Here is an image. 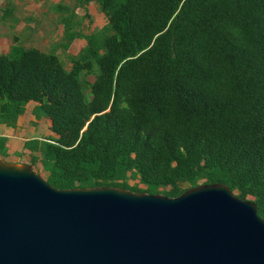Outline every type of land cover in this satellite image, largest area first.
<instances>
[{
    "label": "trees",
    "instance_id": "16d2710c",
    "mask_svg": "<svg viewBox=\"0 0 264 264\" xmlns=\"http://www.w3.org/2000/svg\"><path fill=\"white\" fill-rule=\"evenodd\" d=\"M92 1L107 20L102 38L62 17L63 49L87 42L69 69L58 48L18 37L0 53V123L14 126L29 102L39 104L57 135L40 147L56 189L176 198L220 183L254 201L264 219V0L77 4Z\"/></svg>",
    "mask_w": 264,
    "mask_h": 264
},
{
    "label": "water",
    "instance_id": "95a60500",
    "mask_svg": "<svg viewBox=\"0 0 264 264\" xmlns=\"http://www.w3.org/2000/svg\"><path fill=\"white\" fill-rule=\"evenodd\" d=\"M0 264H264V219L220 183L59 190L0 159Z\"/></svg>",
    "mask_w": 264,
    "mask_h": 264
},
{
    "label": "rangeland",
    "instance_id": "374dc122",
    "mask_svg": "<svg viewBox=\"0 0 264 264\" xmlns=\"http://www.w3.org/2000/svg\"><path fill=\"white\" fill-rule=\"evenodd\" d=\"M5 9H10L12 13L4 18ZM64 16L72 19V28L77 33L85 37L102 38V28L107 24V20L94 1L84 8L78 6L77 0H0V53L10 49L16 36L25 46H34L46 52L58 48L57 53L69 69V57L77 55L87 42L78 38L68 50L63 49L61 44L66 38L64 23L61 20ZM91 80L93 81L94 77ZM41 177L46 180L48 173H42ZM129 184L138 186L141 190L146 189L138 179L129 180Z\"/></svg>",
    "mask_w": 264,
    "mask_h": 264
},
{
    "label": "crops",
    "instance_id": "0c3cea01",
    "mask_svg": "<svg viewBox=\"0 0 264 264\" xmlns=\"http://www.w3.org/2000/svg\"><path fill=\"white\" fill-rule=\"evenodd\" d=\"M38 106L35 101L29 102L14 126L0 123V139L5 140V153L0 154V159L7 163L30 165L42 175L48 172L41 162L40 147L57 135L52 132L51 119L37 114Z\"/></svg>",
    "mask_w": 264,
    "mask_h": 264
}]
</instances>
